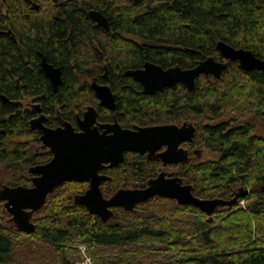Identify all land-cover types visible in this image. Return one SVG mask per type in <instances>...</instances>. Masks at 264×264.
Instances as JSON below:
<instances>
[{"label": "trees", "instance_id": "trees-1", "mask_svg": "<svg viewBox=\"0 0 264 264\" xmlns=\"http://www.w3.org/2000/svg\"><path fill=\"white\" fill-rule=\"evenodd\" d=\"M61 1L0 0V26L17 39L0 34V96L8 100L0 99V166L25 158L17 138L29 132L30 112L21 99L40 96L46 112L59 107L71 120L95 104L87 80L101 81L107 71L103 83L116 96L115 115L123 127L192 123L194 141L185 146L219 155L177 166L196 198L230 200L247 191L238 200L247 205L218 208L208 217L197 208L153 198L141 204L144 214L120 210L113 222L122 224H105L73 203L86 185L70 182L48 196L37 212L42 217L36 231L27 236L52 246L57 264H75L78 244L93 264H264V136L249 123L255 117L264 124V73L244 72L229 61L218 80L200 76L195 90L177 85L152 96L123 75L145 63L190 69L207 58L225 62L218 42L264 60V0ZM89 10L100 11L109 29L96 26ZM39 53L62 68L55 93L40 71ZM102 112L99 119H110ZM43 160L24 159L29 165ZM159 168L158 161L127 154L118 168L104 171L110 181L101 193L107 198L120 188L144 185ZM18 183L29 184L25 178ZM9 219L0 201V264H18L10 257L11 234L18 231Z\"/></svg>", "mask_w": 264, "mask_h": 264}, {"label": "water", "instance_id": "water-1", "mask_svg": "<svg viewBox=\"0 0 264 264\" xmlns=\"http://www.w3.org/2000/svg\"><path fill=\"white\" fill-rule=\"evenodd\" d=\"M87 15L98 27L109 29L107 18L100 11L89 10ZM215 48L225 62L207 58L190 69H163L158 65L145 63L142 68L128 70L124 75L139 83L144 94L152 96L177 85L190 91L195 90L196 80L200 76H211L213 80H218L228 70L229 61L236 62L244 72L264 73V60L257 58L252 52L232 48L223 42H218ZM40 66L55 91L60 84V68H54L44 58ZM90 88L99 100V106L114 110L115 98L108 87L93 82ZM38 123L39 121H31V129H37L41 133L40 141L43 148L49 149L52 159L44 165L29 169L31 174L36 175L31 179L30 187L3 186L0 190V201L10 216L9 222L20 233L31 235L35 232L32 216L45 205L48 196L56 188L68 182L88 183V189L83 194L74 196L73 203L105 224L114 218L113 208L129 213L136 205L152 198H164L179 206H191L210 217L218 208L237 205L238 200L247 194V191H241L230 200L199 199L192 194L191 185L181 178H168L160 173L148 180L144 188L120 189L109 198H104L100 185L110 178L100 175L99 171L105 165L109 168L118 167L123 163L125 153H147V158L157 159L163 166L184 164L188 161V153L180 145L193 143L195 126L185 122L180 125L122 129L116 121L111 125L97 123L96 111L92 107L85 111L84 119L77 122L80 133L74 132L73 127L67 123L56 130L39 126ZM98 128L102 130L101 133ZM162 147L165 150L159 152Z\"/></svg>", "mask_w": 264, "mask_h": 264}, {"label": "flooded vegetation", "instance_id": "flooded-vegetation-1", "mask_svg": "<svg viewBox=\"0 0 264 264\" xmlns=\"http://www.w3.org/2000/svg\"><path fill=\"white\" fill-rule=\"evenodd\" d=\"M65 1H66V0H62L61 2H65ZM30 4H31V7H34V8H35V5H34L32 2H30ZM1 8H3L2 5H1ZM3 23H4V21H2V24H3ZM94 24H95V23H94ZM95 25H96V24H95ZM96 26H97V25H96ZM105 30H106V29H105ZM107 30H108V29H107ZM0 34H2V35H8V36L11 38V40H13L14 42L17 41V39H16L14 33L12 32V30L6 28L4 25L0 26ZM66 40L69 41V36H66ZM39 56H40V61H39V68H40V71L42 72L43 76H44V77L47 79V81L49 82V84H50V86H51V88H52V91L55 93V92L57 91V88H58V87L61 85V83H62V68H61L60 66H56V65H53V64L47 62V60H46V58H45V56H44L43 54L39 53ZM42 58H44V59L46 60V62H47L48 64L52 65L54 68H60V70H61V71H60V84L58 85V87L56 88L55 91L53 90V87H52V85H51V82H50L49 79L45 76L44 72H43L42 69H41L40 63H41ZM127 71H128V70H127ZM105 72H107V71H105ZM105 72L101 75V79H102L101 81H97V80H95V79H88V80H87V82H88V88H89V90L92 92V95L94 96V98H95V100H96V101H95V104H88L87 106L85 105L84 108H83L80 112H76V113L74 114V118L71 119V120H69V119L63 117V114H62V112L60 111L59 107H56V108L54 109V112H53V113H48V112H46V111L43 109V107H42V105L40 104V102L38 101V98H40V96H37V97H26V98L21 99V101H20V104H22L21 107L24 109V111H28V112H30V118L27 120V125H28V130H29V132H28V133H25V134H23V135L18 136V138H17V142L20 143V145H21V147H22L23 155L25 156L24 159H26V157H27V150H26V149H27L28 146H29V145H28L29 140H27V139L32 138V139H30V141H32V142H33V141L38 142V149H39V151H38V154H33L32 157H31L28 161H30L32 158H34V159L37 160V157H40L41 159H44V160H43L42 163H36V164H33V165H29L27 161H24V159L18 160L17 163H18V162H23V161H24V163H26V164L28 165V167H27V173H28V175H29V176H28L29 178L26 179V180L28 181L29 185H28V186H24V185L18 183V184H16L15 186L30 187V186H31V179L35 178L36 175H35V174H31V173L29 172V169L32 168V167H35V166L44 165V164L48 163V162L52 159V155L49 153V149H48V148H43V144H42V142L40 141L41 133H40L37 129H36V130H32V129H31V125H30L31 121H39V123H38L39 126H43V127L47 128V129H50V130H56V129H58V128H63V125H64L65 123H67V124H70V125L73 127L74 132H76V133H80L81 130L78 128L77 122H78V120H83V119H84V113H85V111H86L89 107H92V108H94L95 111H96V122L99 123V124H109V125H111V124L114 123V121H116V122L120 125V127H121L122 129H130V130H133L135 127H143V126L123 127V126L120 124V122L118 121V119L116 118V115H115V112H116V96H115V94L112 92V90H111V88L109 87V85L103 83V81H105V80L108 79V77H107L108 75H107ZM125 72H126V71H125ZM125 72H124V73H125ZM123 75H124V74H123ZM124 76H125V75H124ZM125 77H127V76H125ZM93 82H95V83L98 84V85L106 86V87H108V88L110 89V91L112 92V94L114 95V98H115V102H114V104H115V108H114V110H110V109H108V108H105V107H101V106H99V100L96 98V96H95L93 90H91V88H90V86H91V84H92ZM138 84H139V83H138ZM140 86H141V85H140ZM0 99H1L3 102H8L7 98L4 97V96H0ZM99 110L103 111L102 113H105L106 116H109V115H110V119H108V120H106V121H102L101 119H99ZM165 125H169V124H165ZM177 125H180V124H177ZM147 127H151V126H147ZM98 131H99L100 133L102 132V130H101L100 128H98ZM33 138H34V139H33ZM187 144H189V143H184V144L180 145V147L187 151V153H188V160H192L191 156L194 157L195 154L197 155V153H198L199 151L196 150V149H193V148L189 149L188 147L185 146V145H187ZM191 144H192V143H191ZM164 150H165V147H162V148L160 149L159 152H162V151H164ZM127 154H128V155L131 154V155L143 156V157H145V158L148 159V160H153V161H158V162H159V160H157V159H149V158H147V153H145L144 155H139V154H135V153H125V154H124V160H125ZM192 161H193V160H192ZM35 162H36V161H35ZM123 162H124V161H123ZM33 163H34V162H33ZM121 164H122V163H121ZM121 164H119L118 167H119ZM159 164H160V168H159V172H158V174H160V173H164L165 176L168 177V178L179 177V176L177 175V173H178V171H177V166H179L180 164H179V165H167V166H163V165H161L160 162H159ZM118 167H116V168H118ZM116 168H109L108 165H105V167H104L101 171H99V174H100V175H105V176H107V177L110 178V176H109L108 174L104 173V171H105V170H108V169H116ZM171 169H172V170H171ZM168 170H171V172H170L169 174L166 172V171H168ZM158 174H157V175H158ZM157 175H156V176H157ZM156 176H155V177H156ZM155 177H154V178H155ZM179 178H180V177H179ZM109 181H110V179H109ZM105 182H108V181H105ZM68 183H70V182H68ZM103 183H104V182L101 183L100 188H101V186H102ZM146 183H147V181L144 183V185H143V183H140V184H133V185H131L130 187H127V188H120V189H140V188H144V187L146 186ZM64 184H65V183H64ZM82 184H85V185H86V188H85L84 191L82 192V194H83V193L88 189V183H82ZM15 186H14V187H15ZM61 186H62V185H61ZM2 187H3V186H2ZM2 187H1V188H2ZM8 187H10V186H8ZM1 188H0V190H1ZM58 188H59V187H58ZM56 189H57V188H56ZM56 189H55V190H56ZM120 189H118V190H120ZM118 190H117V191H118ZM100 191H101V190H100ZM117 191H116V192H117ZM136 207H137V205L135 206V208H136ZM135 208H134V210H133L132 212H135ZM114 209H115V208L112 209L113 216L115 215V212L113 211ZM117 209H118V208H117ZM120 210H121V209H120ZM32 217H33V216H32ZM114 219H115V217H114L112 220H114ZM34 224H35V223H34ZM35 227H36V224H35ZM35 231H36V228H35Z\"/></svg>", "mask_w": 264, "mask_h": 264}, {"label": "rangeland", "instance_id": "rangeland-1", "mask_svg": "<svg viewBox=\"0 0 264 264\" xmlns=\"http://www.w3.org/2000/svg\"><path fill=\"white\" fill-rule=\"evenodd\" d=\"M222 62V61H220ZM249 123L252 124L254 127V133L256 135L264 136V124L261 123L258 119L255 117H251L249 119ZM28 142V148L27 150V157L25 160H29L33 154H38V142L36 141H30ZM34 139V138H33ZM219 157L218 154L209 152L207 150H200L197 155L191 156L192 160L197 163L199 161H204V160H211V159H217ZM28 162V161H27ZM27 167L28 165L23 162H18L14 164H7L0 166V188L2 186H10L14 187L16 185V182L20 178H25L28 179L29 175L27 173ZM172 170V169H171ZM171 170L166 171L168 174L171 172ZM29 185V184H28ZM114 194V193H113ZM112 194V195H113ZM110 197V196H109ZM107 197V198H109ZM153 199V198H152ZM147 203V202H146ZM176 204V203H175ZM177 205V204H176ZM247 205V201L240 200L239 203H237L238 208L244 209V207ZM234 207V206H233ZM236 207V208H237ZM222 210V209H218ZM115 214H120V209L115 208L113 210ZM122 211V210H121ZM124 212V211H123ZM135 212L137 214H144V211L142 210L141 204L137 205L135 208ZM41 214H37V212L33 215L31 222L35 223L36 225L39 224V220L41 219ZM121 217V215L119 216ZM109 224H122V222H113V220H110L108 222ZM14 234H11L13 237L14 241V249H12L11 252V259L14 260L15 263L18 264H57V260L55 261L54 254V249L50 245H46L44 243L38 242L35 238H29L26 234L23 233H18L13 231ZM79 246H84L82 244H78L76 246H73L77 251ZM85 247V246H84ZM85 255L90 259L91 264L92 263V257L89 255L88 250L85 248ZM97 256V255H96ZM100 256V255H99ZM82 253L79 251L78 254V260L75 264H81L82 262Z\"/></svg>", "mask_w": 264, "mask_h": 264}, {"label": "built area", "instance_id": "built-area-1", "mask_svg": "<svg viewBox=\"0 0 264 264\" xmlns=\"http://www.w3.org/2000/svg\"><path fill=\"white\" fill-rule=\"evenodd\" d=\"M85 248L86 247H84V246H79L78 247V250L79 251H81V253H82V262H81V264H91V261H90V259L85 255Z\"/></svg>", "mask_w": 264, "mask_h": 264}]
</instances>
